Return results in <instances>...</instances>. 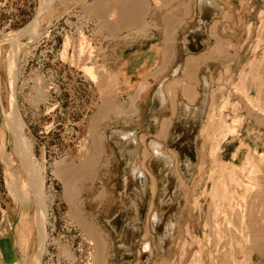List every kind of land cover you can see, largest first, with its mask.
<instances>
[{
	"label": "rangeland",
	"instance_id": "1",
	"mask_svg": "<svg viewBox=\"0 0 264 264\" xmlns=\"http://www.w3.org/2000/svg\"><path fill=\"white\" fill-rule=\"evenodd\" d=\"M104 2L0 0V264L34 262L38 198L41 264H264V0L229 3L231 31L200 39L199 0H133L141 13L116 32ZM155 46L193 74L140 66ZM187 100L196 113L179 111ZM151 142L178 163L151 154L143 188Z\"/></svg>",
	"mask_w": 264,
	"mask_h": 264
},
{
	"label": "bare ground",
	"instance_id": "2",
	"mask_svg": "<svg viewBox=\"0 0 264 264\" xmlns=\"http://www.w3.org/2000/svg\"><path fill=\"white\" fill-rule=\"evenodd\" d=\"M51 1V0H50ZM101 1V0H100ZM110 2L109 3H111V4H109V3H107L108 1L106 0V2H104V7H101V10H103V12L101 13L102 14V17H104V16H109L110 15V18L112 19V18H114V15L116 14V15H118V17H119V19L118 20H116V21H114L113 23H106L105 24V26H106V28L108 29V30H110L111 32L113 31H115L116 32V30H118V29H120V28H122V27H125V26H130V25H133V22H135V20L137 19V16H139L138 14H140V13H136L138 10H140V7H137L135 4H134V2H133V0H109ZM102 3V2H101ZM106 3V4H105ZM110 5L109 7L108 6H106V5ZM216 4V3H215ZM198 7H199V11L201 12V10H205V9H207V7L209 6V7H211L210 9H211V13H209L210 15H213L215 12H218L217 10L218 9H220L219 7H217L216 5H219V4H216V5H214V3H213V1L212 0H199V2H198ZM98 6V5H97ZM201 6H202V8H201ZM43 7V6H42ZM206 7V8H205ZM207 10H209V9H207ZM136 13V14H135ZM109 14V15H108ZM101 17V18H102ZM117 17V16H116ZM136 17V18H135ZM140 19V18H139ZM138 22V21H137ZM136 22V23H137ZM204 22L202 21V20H200V24L199 25H201V24H203ZM201 27H202V29L204 28L203 27V25H201ZM200 27V28H201ZM199 30V32H203L204 31V29L203 30ZM198 33V32H197ZM187 41V40H186ZM20 43V42H19ZM18 42H17V44H19ZM66 45H68V42L66 43ZM14 46V45H13ZM20 47V46H19ZM82 49H84L82 46H80V49L78 50L79 52H80V55L81 56H83L82 55V53L84 52V50H82ZM19 51V50H18ZM85 53H86V51H85ZM87 54V53H86ZM88 54H90L89 56H91V53H90V51H89V53ZM79 55V56H80ZM168 55V54H167ZM90 58V57H89ZM196 66V64H195V61H194V59H189V60H187V63H186V70H187V74L186 75H188V76H191L192 74H193V71H194V67ZM11 67H12V65H10V71H11ZM104 71V70H103ZM174 71V70H173ZM177 70L176 71H174L173 73L176 75L177 74ZM86 73L88 74V75H90L91 77H93V79L92 80H94V76L95 75H93V72H92V69L89 67L88 69H86ZM187 76V77H188ZM191 78V77H190ZM102 82V81H101ZM103 84V83H102ZM186 91H187V89H186ZM162 96H160L159 98H161V100H162V102L164 103V101L166 100L165 99V95H164V93L162 92V94H161ZM197 96V94H196V91H193L192 90V88H188V91L186 92V94L184 95V99H188V100H192V99H194L195 97ZM15 98V97H14ZM158 99V98H157ZM187 100V101H188ZM159 101V100H158ZM14 102V101H13ZM14 104V103H13ZM165 104V103H164ZM163 104V105H164ZM187 105H183V104H179V105H177L178 107H179V111H181V113L183 114V115H185L188 111H194L195 109L194 108H192L191 106H192V103H189V101H188V103H186ZM107 105H109V104H107ZM175 105V104H174ZM15 106V105H14ZM166 106V105H165ZM111 107V106H110ZM167 107V106H166ZM106 109V108H105ZM118 111V110H117ZM125 111V110H124ZM17 112V111H16ZM101 112V111H100ZM126 113V112H125ZM194 113H196V111H194ZM18 114V113H17ZM101 114V113H100ZM105 114V113H104ZM114 115V114H113ZM117 115V114H116ZM119 116V115H118ZM197 116H198V114H197ZM16 117H18L16 114H15V124L16 125H14V124H12L11 122H12V120H13V118H12V120H10V119H8L7 120V122H8V125H11L12 127H11V132H12V134L15 136V140L16 141H18V140H21L22 141V144H23V156H24V159L22 158V160H24L25 161V164L27 163V164H30L31 166L34 164V163H36V162H34L33 160H36L35 159V157H34V155H33V153H32V149H31V144L29 143V141L27 140V138H26V136H25V134H24V132H23V129H22V124H20V122L18 121V120H16L17 118ZM102 117V116H101ZM104 117V116H103ZM168 120H166V124L165 123H163V124H161V132H163L164 133V135H166V133H165V131L167 130V128H169L168 127V122H167ZM165 122V121H164ZM207 125H210L209 123H207L206 124V126H203L202 127V129H204L205 127H207ZM206 130V129H205ZM162 134V133H161ZM164 137V136H163ZM99 138V137H98ZM97 138V139H98ZM162 138V137H161ZM211 139V138H210ZM209 139V140H210ZM96 141H98V140H96ZM100 141V140H99ZM142 141V140H141ZM216 141V140H215ZM95 142V141H94ZM132 142L133 143H135V139H133L132 140ZM160 142V141H159ZM98 143V142H97ZM136 144V143H135ZM218 145V144H217ZM95 146V145H94ZM150 146H151V149H153V147H155L154 149H153V155L155 154V153H158V154H163L164 156H166V162H171V163H178L177 162V156L174 154V155H171V154H169L168 155V153H165L162 149H161V147L158 145V144H155V142H151L150 143ZM144 147V146H143ZM18 150V149H17ZM98 151V150H97ZM166 154H164L163 152ZM19 152H20V150H19ZM98 153V152H97ZM21 155H22V153H20ZM152 153L150 152V150H149V148L146 146L145 147V149L144 150H140V158H141V161H140V163H139V165H140V167L139 168H142V170L144 169L145 171H146V175L142 172V171H138V172H141L142 173V175H144V179L146 180V176L148 177V169H147V162H148V160L150 159V157H152V155H151ZM19 155V154H18ZM20 156V155H19ZM214 156H216V155H214ZM34 158V159H33ZM21 160V161H22ZM34 162V163H33ZM26 164V167L28 166ZM87 164V163H86ZM85 164V165H86ZM96 164V163H95ZM90 165V164H89ZM34 167H35V165H34ZM86 167V166H85ZM84 167V168H85ZM27 168H29V166L27 167ZM77 168V167H76ZM36 169V168H35ZM89 169V168H88ZM27 170H29V169H27ZM95 170V169H94ZM93 171V170H92ZM35 172H36V170H35ZM240 175V174H239ZM243 177V176H242ZM241 177V179L240 178H238L237 177V180H236V182H235V184H236V186H237V182H240L243 186H247L246 185V181H247V179L246 178H242ZM249 178H251V177H249ZM64 180V179H63ZM234 180V181H235ZM248 180H250V179H248ZM65 182H66V179L64 180ZM233 181V182H234ZM65 182H64V184H65ZM232 182V181H231ZM232 182V183H233ZM248 183H249V181H248ZM247 183V184H248ZM252 183V182H251ZM67 184L68 183H66V186H67ZM27 185V184H26ZM238 185H239V183H238ZM242 185H241V187H242ZM14 186V185H13ZM149 186V185H148ZM28 187V186H27ZM68 187H69V184H68ZM152 187H154V186H152ZM152 187H151V189H152ZM182 187V186H181ZM233 187V186H232ZM14 188V187H13ZM24 188V187H23ZM155 188V187H154ZM67 189H69V188H67ZM64 190H66L65 188H64ZM67 191V190H66ZM65 191V192H66ZM20 193V192H19ZM68 193H70L69 191H68ZM68 193H67V195H68ZM66 194V193H65ZM224 194V193H223ZM228 195V194H227ZM137 196H138V193H137ZM38 197H39V195H38ZM224 197V196H223ZM225 197H226V195H225ZM229 197V196H228ZM227 197V198H228ZM139 198V197H138ZM226 198V200H228ZM232 198V197H231ZM140 199V198H139ZM230 199V198H229ZM221 201H223V200H221ZM38 202L39 203H37V207H38V212H37V218H38V227H39V229H40V239H41V243H40V246H39V250H37L36 251V254H35V259H34V262L32 263V264H41V257H42V253H43V250H44V241H45V239H46V234H45V227H44V218H45V209H44V207L42 206V204L40 203V201H39V198H38ZM136 206V205H135ZM137 208V207H136ZM152 209V208H151ZM154 209V208H153ZM152 211V210H151ZM150 213V212H149ZM151 216V215H150ZM36 221V222H37ZM46 221V220H45ZM149 225V224H148ZM85 229H90V227L88 226V227H86ZM38 230V229H37ZM92 230V229H91ZM93 231H94V229H93ZM92 232V231H91ZM90 232V233H91ZM39 233V232H38ZM93 233V232H92ZM91 233V234H92ZM94 234V233H93ZM151 235H153V234H151ZM150 235V233L149 232H147V230H146V232H145V234H144V236H143V240H144V242H147L149 245H147V246H145L144 248H145V250H147L148 248H149V250H151L152 251V253H153V248L152 247H154L153 246V244L151 243V241H150V239H149V237L151 236ZM152 238H153V236H151ZM154 240H155V237H154ZM156 243V242H155ZM156 245V244H155ZM139 252H141V250H139ZM140 254V253H139ZM33 261V260H32Z\"/></svg>",
	"mask_w": 264,
	"mask_h": 264
},
{
	"label": "crops",
	"instance_id": "3",
	"mask_svg": "<svg viewBox=\"0 0 264 264\" xmlns=\"http://www.w3.org/2000/svg\"><path fill=\"white\" fill-rule=\"evenodd\" d=\"M203 1V0H202ZM214 5H216L217 7H219L220 9H218V12H215L213 15H209V13H211V7H207V11L201 10V12L198 9V17L199 18V22L198 24H200V20H202L204 23L201 24L203 25V27L205 28L204 33H200V35L202 36H207V26L209 27L210 24H216L215 30L217 29L220 30V33L223 34H227L228 31H231V27H232V18H229V20L227 19L226 14L229 12L228 9V4L232 3L234 0H212ZM216 3V4H215ZM202 8V6H201ZM206 8V7H205ZM208 16V17H207ZM231 17V16H230ZM218 26V27H217ZM198 36V35H197ZM202 36L197 37V39L202 38ZM192 44L197 45L196 42V36H193L191 38ZM199 42V41H198ZM185 48H187V45L185 46ZM197 48V47H196ZM168 51L170 53H173V57L172 58H167L166 60L164 59V54L165 52ZM185 56V55H184ZM139 59H143V62L140 63V66L143 67H147V66H166V67H176L178 66V63H181V66H185L186 63V57L182 56V53L180 51L179 48L174 47L173 48H169V47H152L150 48L146 53L143 54H139L138 55ZM137 57V58H138ZM165 105V104H164ZM164 105L162 106V108L164 107Z\"/></svg>",
	"mask_w": 264,
	"mask_h": 264
},
{
	"label": "water",
	"instance_id": "4",
	"mask_svg": "<svg viewBox=\"0 0 264 264\" xmlns=\"http://www.w3.org/2000/svg\"><path fill=\"white\" fill-rule=\"evenodd\" d=\"M13 114H15V113H13ZM155 155L157 156V158H160L162 161H165L166 160V156H164L163 154L155 153ZM138 175H140V180H141L142 187L145 188V179H144L145 177H144V175H142L141 172H138ZM37 209H38V207H37ZM37 227H38V225H37ZM38 229H39V227H38ZM39 231H40V229H39Z\"/></svg>",
	"mask_w": 264,
	"mask_h": 264
},
{
	"label": "flooded vegetation",
	"instance_id": "5",
	"mask_svg": "<svg viewBox=\"0 0 264 264\" xmlns=\"http://www.w3.org/2000/svg\"><path fill=\"white\" fill-rule=\"evenodd\" d=\"M195 119H196V117H195ZM159 145V144H158ZM160 146V145H159ZM155 147H153V149H154ZM153 149H152V155H153ZM163 152V151H162ZM164 153V152H163ZM165 154V153H164ZM166 155V154H165ZM167 156V155H166ZM168 157V156H167ZM169 158V157H168ZM167 161V160H166ZM166 161H164V162H166ZM135 173V172H134Z\"/></svg>",
	"mask_w": 264,
	"mask_h": 264
}]
</instances>
